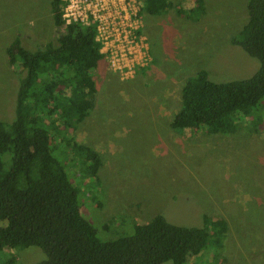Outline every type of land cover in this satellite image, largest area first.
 I'll return each mask as SVG.
<instances>
[{
    "label": "rangeland",
    "instance_id": "obj_1",
    "mask_svg": "<svg viewBox=\"0 0 264 264\" xmlns=\"http://www.w3.org/2000/svg\"><path fill=\"white\" fill-rule=\"evenodd\" d=\"M169 1L158 16L141 14L146 68L124 81L103 62L94 70L92 108L69 133L96 157L89 163L96 180L77 181L80 212L100 240L156 215L181 227L221 220V248L206 245L185 264H264V100L230 133L169 127L181 86L195 72L222 83L256 71V59L228 43L246 20V0H202L199 12L195 0ZM48 2L0 0V121L13 118L19 78L4 49L16 37L30 51L56 43ZM13 253L18 264L45 258L35 247Z\"/></svg>",
    "mask_w": 264,
    "mask_h": 264
},
{
    "label": "trees",
    "instance_id": "obj_2",
    "mask_svg": "<svg viewBox=\"0 0 264 264\" xmlns=\"http://www.w3.org/2000/svg\"><path fill=\"white\" fill-rule=\"evenodd\" d=\"M195 3V11H202V0ZM48 4L56 43L30 51L16 37L4 49L19 78L13 118L0 121V222L5 223L0 226V264H18L13 251L28 247L45 256L35 264H185L206 245L221 248L224 223L206 217L200 227H181L156 215L134 224L129 234L110 240L96 236L80 212L77 186L86 176L96 180L89 164L96 157L69 133L92 108L93 73L102 55L94 25L65 24L61 0ZM136 4L140 15L158 16L171 2ZM245 15L228 43L256 59V71L222 83L209 81L202 70L186 78L171 129L230 133L264 100V0H246ZM256 121L261 123L258 114Z\"/></svg>",
    "mask_w": 264,
    "mask_h": 264
},
{
    "label": "built area",
    "instance_id": "obj_3",
    "mask_svg": "<svg viewBox=\"0 0 264 264\" xmlns=\"http://www.w3.org/2000/svg\"><path fill=\"white\" fill-rule=\"evenodd\" d=\"M65 24L94 25V41L108 71L129 80L147 66L149 50L136 0H61Z\"/></svg>",
    "mask_w": 264,
    "mask_h": 264
}]
</instances>
